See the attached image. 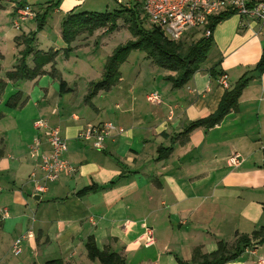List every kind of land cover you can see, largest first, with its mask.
<instances>
[{
    "label": "crops",
    "instance_id": "crops-1",
    "mask_svg": "<svg viewBox=\"0 0 264 264\" xmlns=\"http://www.w3.org/2000/svg\"><path fill=\"white\" fill-rule=\"evenodd\" d=\"M23 3L16 2L11 19ZM71 11L67 15L76 13ZM222 20L210 34L211 48L225 55L218 66L215 61L202 64L186 83L173 88L166 80L173 71L155 64L145 52L131 63L129 52L117 80L89 99L90 84L102 77L116 46L106 49L101 37L87 53L92 63L82 67L75 45L63 51V41L59 48L48 49L33 43L35 49L58 51L53 63L44 66L46 71L53 67L57 77L46 72L17 82L5 78L11 84L0 98V264L54 259L92 263L85 247L88 238L99 250L121 254L128 264H177V259L190 261L194 249L210 253L219 241L231 244L240 235L251 238L254 231H264V72L258 75L253 68L264 48V23L239 16L224 26ZM24 35L12 38L18 53ZM239 51L247 57L245 64L234 59ZM102 52L100 57L94 54ZM26 60L32 66L31 55ZM244 73L250 78L236 108L214 125L184 134L190 122L218 107L226 89L220 76H226L228 89ZM60 79L66 83L63 90ZM16 92L25 102L7 106ZM150 93L157 99L149 101ZM36 118L59 127L66 139L62 157L75 167L73 173L48 182L41 193L34 189V179L42 181L38 159L27 154L35 136L41 151L48 150L44 134L33 127ZM104 121L124 132L105 139L100 149L76 139L87 124ZM234 152L243 160L229 167L226 158ZM146 228L153 235L149 244L143 237ZM28 230L33 235L14 255L13 240ZM248 245L222 264H264V240L251 239Z\"/></svg>",
    "mask_w": 264,
    "mask_h": 264
},
{
    "label": "trees",
    "instance_id": "trees-1",
    "mask_svg": "<svg viewBox=\"0 0 264 264\" xmlns=\"http://www.w3.org/2000/svg\"><path fill=\"white\" fill-rule=\"evenodd\" d=\"M129 12L128 20L131 21L130 29L136 35L135 39H130L122 44H118L112 53L107 57L102 77L92 82L89 86L86 98L92 97L98 90L107 89L117 80L119 72V65L125 61L131 50H141L150 57L155 64L167 70L173 71V75H167L168 80L173 88H177L186 83L192 74L204 63L209 50L212 47V40L210 36H203L201 28H194L191 31V41L185 45L180 39L176 40L166 39L161 31L152 26L149 29H142L137 26L136 19L138 12L133 8L126 7ZM115 13V12H114ZM113 14L102 13H88L76 12L66 16L60 26L61 38L67 45L63 51L71 49L70 44L78 33L79 29L88 28V32H92L95 27L104 26L107 22V17L110 15L111 20H114ZM231 14V12L221 13L214 16L210 20L209 28L212 30L224 17ZM146 16V15H145ZM37 18V15H36ZM35 18V19H36ZM40 24V20L36 19ZM92 26V27H91ZM113 24L111 25V29ZM17 39V38H16ZM33 37L31 35H24L21 39L22 49L19 51V57L11 70L5 72L6 80L17 82L19 80L34 79L46 72L54 77L57 73L53 67L49 71L44 69V66L53 63L57 50L43 51L33 48ZM31 55L32 66L27 64V56ZM1 56V55H0ZM254 71L260 75L264 72V48L261 51L260 57L254 65ZM213 69V68H212ZM209 73L213 75V70ZM250 77L244 73L231 88H226L222 94L220 102L216 110L204 118L192 121L183 130V133L189 132L192 128L203 126L210 127L221 120V118L230 110L236 108L237 99L241 93L242 88L247 84ZM6 80L0 78V95L6 85ZM60 89L66 86L65 81L59 80ZM25 102V97L21 96L20 92L12 94L6 101V105L10 107L21 106ZM251 239L261 242L264 240V231L256 230L251 234V238L245 235H240L233 243L218 242L217 248L210 253H201L199 249H194L193 258L190 261L177 259V264H222L226 261L234 260L246 246H249ZM87 257L91 260H96L98 264H128L125 257L121 254L109 250H99L94 241L88 238L86 243ZM45 264H68L60 259L49 260Z\"/></svg>",
    "mask_w": 264,
    "mask_h": 264
},
{
    "label": "built area",
    "instance_id": "built-area-1",
    "mask_svg": "<svg viewBox=\"0 0 264 264\" xmlns=\"http://www.w3.org/2000/svg\"><path fill=\"white\" fill-rule=\"evenodd\" d=\"M116 1L119 4H124L126 7H130L129 1L124 3L122 0ZM139 1L149 23L158 28L166 39L173 41L180 39L185 32L194 28H201L203 36H210L211 29L209 28V24L211 18L225 12H235L242 17H251L264 23V0ZM35 17L36 14L31 5L27 3L17 5L14 10L12 25L17 29L20 27L19 23L21 21L32 20ZM219 83L224 88L228 87L225 75L220 76ZM147 99L149 101L156 100L157 95L150 93ZM33 127L44 134L48 147L47 151H41V141L38 136H35L27 152L31 159H38L36 165L41 173L42 181L39 182V180L34 179V189L36 192L41 193L46 191L48 182L55 181L63 173H73L75 167L62 157L63 152L66 150V139L60 134L58 126L50 125L43 118H36L33 121ZM122 132H124L122 127L115 126L110 121H104L96 124H87L77 132L76 139L88 141L93 148L100 149L103 147L105 139ZM242 160L241 155L234 152L227 156L226 164L229 167H237ZM32 235V231L28 230L16 237L11 245L12 253L14 255L20 254L22 241ZM143 237L146 244L152 242V230L146 228Z\"/></svg>",
    "mask_w": 264,
    "mask_h": 264
},
{
    "label": "rangeland",
    "instance_id": "rangeland-1",
    "mask_svg": "<svg viewBox=\"0 0 264 264\" xmlns=\"http://www.w3.org/2000/svg\"><path fill=\"white\" fill-rule=\"evenodd\" d=\"M19 1H25L27 4L31 5L38 20L41 22L40 24L35 17L36 19L21 21L19 23V29H15L11 26V20L13 23L14 17L11 19L10 10L12 11L16 2ZM122 1L123 3L129 1L130 8H133L138 12V18L136 19L138 27L142 29H149L151 27V24L141 8L139 0ZM125 9L126 6L124 4L117 3L116 0H0V53L2 54V56H0V78L5 79V71L12 67L16 56L19 54L14 48L12 39L13 36L21 35L25 32L26 35H31L33 37L35 47L48 49L50 46H55L56 48H59L58 44L63 41L60 33V26L66 18L68 14L66 12L68 10H73L71 12L86 11L88 13L95 12L102 14H113L115 12L114 20H111V15L110 17L108 16L106 20L107 23L104 26L95 27L92 32L87 31L90 26L79 29L73 39V42L70 44L72 46H76L75 48L78 53L75 55L78 57L77 60L79 62V66L89 67L92 63V54L87 53L91 51L90 47H94L99 43L101 37L104 38L105 48L110 50L115 46H118V44H122L127 40L136 38V35L132 33V30L130 29L131 21L128 20L129 12ZM239 16L240 15L238 13H231L223 19L222 22L224 23V26L231 25L239 19ZM112 24L113 28L111 29ZM190 35L191 31L186 33L180 41H183L185 45L188 44L191 41ZM21 39L19 40L21 41ZM22 46L23 45L21 44V47ZM79 46L82 50H78L79 48L77 47ZM213 48L209 50L206 60L203 63L204 66H207L210 62L214 61L215 62L213 64L217 63L218 66L225 57L224 53L216 51ZM106 49H104L103 52H105ZM98 50L102 51L100 48H98ZM103 52L100 54H94L100 57ZM141 52L143 51L131 50L129 61L132 60L131 63H134L136 59L135 57L142 55ZM242 53L243 51H239L238 55L235 56L234 59L237 60V62L239 61L240 64H245V62H247V57H245ZM97 56L96 60L99 59ZM27 58H30V55H28ZM72 62L73 60L71 59L69 65H71ZM137 62H139V60ZM61 63L64 64L62 61ZM147 64V60L141 63L142 69L146 68ZM8 83L11 84L10 82ZM8 83H6L0 98L4 95V93L6 94L8 90ZM88 264H98V262L94 260V262Z\"/></svg>",
    "mask_w": 264,
    "mask_h": 264
}]
</instances>
